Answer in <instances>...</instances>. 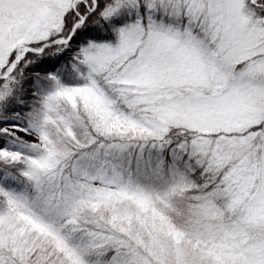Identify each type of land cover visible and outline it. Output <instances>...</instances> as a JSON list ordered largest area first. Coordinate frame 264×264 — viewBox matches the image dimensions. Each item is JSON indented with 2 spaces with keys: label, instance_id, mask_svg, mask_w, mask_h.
<instances>
[{
  "label": "snow or ice",
  "instance_id": "1",
  "mask_svg": "<svg viewBox=\"0 0 264 264\" xmlns=\"http://www.w3.org/2000/svg\"><path fill=\"white\" fill-rule=\"evenodd\" d=\"M0 264H264V0H0Z\"/></svg>",
  "mask_w": 264,
  "mask_h": 264
}]
</instances>
